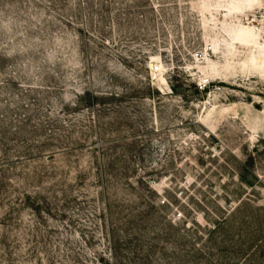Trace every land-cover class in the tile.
Listing matches in <instances>:
<instances>
[{
	"label": "rangeland",
	"instance_id": "374dc122",
	"mask_svg": "<svg viewBox=\"0 0 264 264\" xmlns=\"http://www.w3.org/2000/svg\"><path fill=\"white\" fill-rule=\"evenodd\" d=\"M0 264H264V0H0Z\"/></svg>",
	"mask_w": 264,
	"mask_h": 264
},
{
	"label": "bare ground",
	"instance_id": "6f19581e",
	"mask_svg": "<svg viewBox=\"0 0 264 264\" xmlns=\"http://www.w3.org/2000/svg\"><path fill=\"white\" fill-rule=\"evenodd\" d=\"M159 56V55H158ZM157 55H154V56H152L151 58H152V64L150 65L149 64V66H151L152 68V70L153 71H157V70H159V69H162L163 68V65H162V63L160 62V63H158L157 65H154V63L155 62H158L157 60H158V57Z\"/></svg>",
	"mask_w": 264,
	"mask_h": 264
}]
</instances>
